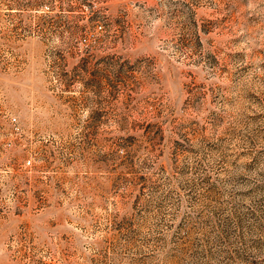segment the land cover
I'll return each instance as SVG.
<instances>
[{
  "label": "rangeland",
  "instance_id": "374dc122",
  "mask_svg": "<svg viewBox=\"0 0 264 264\" xmlns=\"http://www.w3.org/2000/svg\"><path fill=\"white\" fill-rule=\"evenodd\" d=\"M0 264H264V0H0Z\"/></svg>",
  "mask_w": 264,
  "mask_h": 264
}]
</instances>
